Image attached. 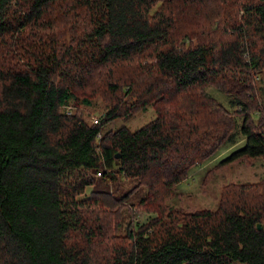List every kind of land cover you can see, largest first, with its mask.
<instances>
[{
    "label": "trees",
    "instance_id": "trees-1",
    "mask_svg": "<svg viewBox=\"0 0 264 264\" xmlns=\"http://www.w3.org/2000/svg\"><path fill=\"white\" fill-rule=\"evenodd\" d=\"M262 71L264 0H0V264H264V178L168 205L222 146L242 138L218 167L264 159ZM96 175L146 193L87 192Z\"/></svg>",
    "mask_w": 264,
    "mask_h": 264
},
{
    "label": "rangeland",
    "instance_id": "rangeland-1",
    "mask_svg": "<svg viewBox=\"0 0 264 264\" xmlns=\"http://www.w3.org/2000/svg\"><path fill=\"white\" fill-rule=\"evenodd\" d=\"M257 86L260 96L264 101V71L259 74ZM205 91L224 106L228 105V97L215 87L208 86ZM105 108L106 104L100 98H96L91 105L81 107V114L87 122H91L94 118L100 117ZM230 110H234V108H230ZM155 117L156 113L154 109L152 106H149L133 116L112 120L105 124L102 130H114L124 126L134 131ZM240 121V117H237V122L240 123ZM241 143L242 138H239L235 144L220 147L212 159L192 168L188 177L178 184L177 195L168 201V205L182 208L185 211H195L204 208L215 209L218 205L220 191L225 185L229 183L256 182L263 179L264 159L262 158L254 160L244 159L219 167L216 165L231 150L240 147ZM209 170L211 171L207 173ZM136 184V179L124 180L122 177H117L109 181L96 175L94 185L88 187L87 192L94 189L113 190L118 196L126 195V202L130 206V203H135L146 193L145 187H135ZM133 187L136 189L130 191ZM128 216L124 213L119 232L125 231V219ZM148 217L149 215L138 209L137 222H144Z\"/></svg>",
    "mask_w": 264,
    "mask_h": 264
},
{
    "label": "built area",
    "instance_id": "built-area-1",
    "mask_svg": "<svg viewBox=\"0 0 264 264\" xmlns=\"http://www.w3.org/2000/svg\"><path fill=\"white\" fill-rule=\"evenodd\" d=\"M94 122H95V123H97V122H98V120H97V119H94ZM97 175H100V173H97Z\"/></svg>",
    "mask_w": 264,
    "mask_h": 264
},
{
    "label": "water",
    "instance_id": "water-1",
    "mask_svg": "<svg viewBox=\"0 0 264 264\" xmlns=\"http://www.w3.org/2000/svg\"><path fill=\"white\" fill-rule=\"evenodd\" d=\"M117 156H118V155H117ZM257 228H258V229H261V225H260V224H258V225H257Z\"/></svg>",
    "mask_w": 264,
    "mask_h": 264
}]
</instances>
